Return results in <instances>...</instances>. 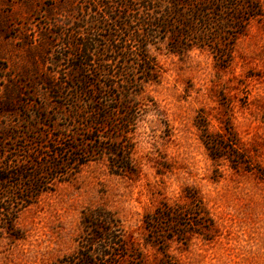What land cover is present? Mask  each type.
<instances>
[{"label":"rangeland","instance_id":"1","mask_svg":"<svg viewBox=\"0 0 264 264\" xmlns=\"http://www.w3.org/2000/svg\"><path fill=\"white\" fill-rule=\"evenodd\" d=\"M78 2L0 0V264H264V0L185 1L193 33L150 48L155 81L104 125L56 93L76 83ZM99 138L133 148L136 175L86 156ZM70 156L85 165L51 171ZM163 204L185 216L158 233ZM99 228L118 244L90 247Z\"/></svg>","mask_w":264,"mask_h":264},{"label":"trees","instance_id":"2","mask_svg":"<svg viewBox=\"0 0 264 264\" xmlns=\"http://www.w3.org/2000/svg\"><path fill=\"white\" fill-rule=\"evenodd\" d=\"M185 1L187 0H79L76 21L71 26L76 30L77 36L78 64L75 66L77 71L75 80L73 79L76 83L69 87H57L56 92L57 97L67 103L73 98L72 104L68 105L72 106L75 118L82 120L92 118L95 122L100 121V125H104L115 115L128 118L133 115L132 96L138 97L140 93L135 90L136 87L155 81L157 74V63L150 53V48L168 36L176 40L183 35L176 25L179 27L182 25L181 30L188 28L192 33L194 31L190 25L185 24L191 17L181 10L185 7ZM164 3L168 12H163ZM193 10L196 14L201 13L196 8ZM177 47L173 48V52L181 53L180 46ZM185 50L188 51L190 48H184ZM92 66L94 69L90 68ZM130 74H133V78ZM101 78H106V82H101ZM124 93L127 96L123 98ZM112 103L119 104V107H112ZM89 142L93 147L85 152L86 156L95 158L105 154L116 155L114 174L136 175V171L129 166L132 163L133 148L117 142V148L113 151L100 144L103 143L100 138L90 139ZM85 163L79 157L73 159L70 156L64 164L53 165L51 171L61 175L63 168L69 167L72 171L75 169L74 166L79 168ZM259 174L264 177L262 170ZM62 175L66 173L62 172ZM7 180V176L0 173V182ZM191 202L195 205L193 210L206 215L203 202L195 197L191 198ZM182 216L185 214L180 206L163 204L152 215L150 219L152 224L149 222V227L158 233H166L165 228L170 227L169 231H172L173 227L181 226ZM99 229L101 232H95L94 239L88 242L90 247H94L96 242L108 243V248L118 244L117 237L112 231ZM180 233L185 235L183 232ZM72 264L96 263L91 261L87 254L79 251L77 262L74 261Z\"/></svg>","mask_w":264,"mask_h":264}]
</instances>
